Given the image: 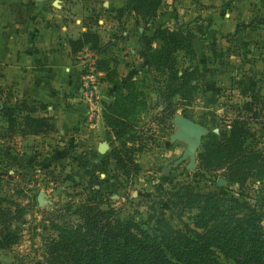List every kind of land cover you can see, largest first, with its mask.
<instances>
[{
  "label": "rangeland",
  "instance_id": "1",
  "mask_svg": "<svg viewBox=\"0 0 264 264\" xmlns=\"http://www.w3.org/2000/svg\"><path fill=\"white\" fill-rule=\"evenodd\" d=\"M101 1L94 0L93 10L85 8L86 13L95 15L103 8ZM197 9L186 26L194 33L196 54L189 58L181 51L175 53V68H197L196 79L187 87L188 99L181 104L174 95L167 106L158 94L166 77L145 66V54L159 45L151 39L153 30L173 26L171 22L156 25L154 17L136 22L132 30L137 34L136 27L143 26L146 34L151 33L144 61L137 51L129 53V47L105 48L112 31L100 30L99 47L90 54L96 61H105L113 73L108 81L99 79L105 86H100L91 102L78 95L77 103H82L84 110L64 127L55 120V114L47 112L45 104L26 98L13 100L9 90L0 89V222L16 227L20 234L16 244L0 248V264H44V242L54 234L50 222L68 219L80 226L73 211L82 202L112 209L118 217L132 219L151 234L160 217L180 231L184 225L195 228L196 207L181 206L172 194L181 186L252 207L264 227V178L248 179L237 186L225 180L223 169H196V160L192 168H187V160L171 165L185 148L183 140L169 138L177 130L171 122L175 116L201 124L204 135L216 134L227 129L231 120L244 118L251 134L246 143L264 152V25L257 19L264 16V2L222 0L207 11ZM111 11L112 7H106L99 15L102 18ZM104 73L99 71V77ZM127 81L134 83L133 99L119 117L123 124L112 129L104 122L103 112L111 113L107 107L115 101V84ZM241 84L258 96L252 120L251 112L242 108L248 97L239 93ZM13 105L19 110L7 119L2 107ZM170 109H174L173 114L168 113ZM25 114L48 117L52 128L29 133L20 123ZM114 130L122 135L120 139L115 138ZM125 141L124 147L133 149L127 156L136 164L126 172L111 156L114 150L124 149ZM100 145L102 152L98 151ZM216 259L221 264H234L219 253Z\"/></svg>",
  "mask_w": 264,
  "mask_h": 264
},
{
  "label": "trees",
  "instance_id": "2",
  "mask_svg": "<svg viewBox=\"0 0 264 264\" xmlns=\"http://www.w3.org/2000/svg\"><path fill=\"white\" fill-rule=\"evenodd\" d=\"M160 2L123 0L122 6L142 21L156 15ZM257 19L264 25V16ZM187 25L188 22H175L170 29L156 27L151 39L157 40L159 45L145 54V66L166 77L158 94L164 97L167 106L171 105L170 97L174 95L178 96L180 104L185 102L188 99V84L196 79L195 66L184 70L175 68L176 52L181 51L189 58L196 54L194 33L186 29ZM99 42L95 31L85 29L76 38L69 39L68 45L70 53L76 54L84 47L92 52L99 47ZM95 63L98 71L105 72L98 79L108 81L113 72L108 70L107 63L103 60H95ZM115 85V101L107 107L111 113L103 112L104 122L112 129L123 124L119 117L127 110L135 89L133 82ZM240 87L239 93L248 97L242 108L251 112L252 120L259 103L258 96L248 86L241 84ZM18 110L19 107L17 109L14 105L4 106L1 112L8 119ZM173 112L174 109L168 111L170 114ZM48 119L25 114L20 117V123L29 133L36 134L44 127L48 130L52 128ZM248 129L246 119L235 118L227 129L216 134L206 133L195 156L196 169H223L225 180L237 186L248 179L264 178V152L246 143L251 135ZM113 133L116 139L122 136L116 130ZM126 141L122 143L123 147ZM128 150L133 149L124 147L114 150L111 155L116 166L124 172L130 167L136 168L134 160L127 156ZM172 194L181 206L196 207L193 217L196 229L184 225V230L180 231L160 217L155 221L154 234H151L132 219L118 217L112 209H101L95 204L82 202L73 211L80 220V226H75L68 219L50 222L54 234L44 242V264H221L216 259V253L233 260L234 264H264V227L260 225L254 208L227 201L212 193L193 192L186 186H181L180 191ZM10 227L9 223L0 222V248L16 244L19 240L18 229Z\"/></svg>",
  "mask_w": 264,
  "mask_h": 264
},
{
  "label": "crops",
  "instance_id": "3",
  "mask_svg": "<svg viewBox=\"0 0 264 264\" xmlns=\"http://www.w3.org/2000/svg\"><path fill=\"white\" fill-rule=\"evenodd\" d=\"M90 1L92 4L88 0H0V89L9 90L13 100L26 98L45 104L63 127L84 110L76 100L82 55L70 53L69 39L85 29L100 37V30L108 28L118 34L109 35L105 48L129 47V53L137 51L141 60L150 46L151 33L146 34L143 26L132 33L141 20L123 9V0H102L103 8L95 15L86 13L85 8L93 10L94 0ZM219 2L222 0H161L154 24L188 22L197 8L207 11ZM106 7L112 11L101 18Z\"/></svg>",
  "mask_w": 264,
  "mask_h": 264
},
{
  "label": "water",
  "instance_id": "4",
  "mask_svg": "<svg viewBox=\"0 0 264 264\" xmlns=\"http://www.w3.org/2000/svg\"><path fill=\"white\" fill-rule=\"evenodd\" d=\"M171 122L177 127V130L169 136L170 140L180 139L185 142L184 150L171 165L174 166L187 160V168H192L195 165V151L205 133V128L197 122L180 116H175ZM98 151H103L102 145L98 146ZM37 201L40 202V194L37 196Z\"/></svg>",
  "mask_w": 264,
  "mask_h": 264
},
{
  "label": "built area",
  "instance_id": "5",
  "mask_svg": "<svg viewBox=\"0 0 264 264\" xmlns=\"http://www.w3.org/2000/svg\"><path fill=\"white\" fill-rule=\"evenodd\" d=\"M82 61L79 70V96L91 102L97 97L101 82H99V71L90 50L86 47L81 49Z\"/></svg>",
  "mask_w": 264,
  "mask_h": 264
}]
</instances>
